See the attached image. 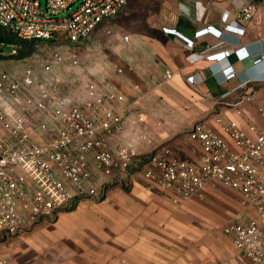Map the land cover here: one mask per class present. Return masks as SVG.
Masks as SVG:
<instances>
[{
  "label": "crops",
  "instance_id": "crops-1",
  "mask_svg": "<svg viewBox=\"0 0 264 264\" xmlns=\"http://www.w3.org/2000/svg\"><path fill=\"white\" fill-rule=\"evenodd\" d=\"M247 4L255 7L249 20L241 14ZM227 23L244 27V33L227 30ZM157 24L156 34H131L126 52L134 56H126L119 73L95 78L127 100L118 104L124 131L106 139L112 150L126 144L148 155L170 146L182 158L196 160L202 155L201 144L190 136L196 123L233 148L224 122L235 121L249 134L252 126L264 130V59L255 63V57L236 52L264 54V0H159ZM207 26L222 35H196ZM226 50L231 51L227 58L210 57ZM227 64L237 73L230 79L221 72ZM145 86L152 87L150 95ZM97 174L99 182L105 179ZM204 194L185 200L134 174L97 200L78 199L55 221L6 238L0 254L8 264H256L223 231L229 221L244 220L242 195L216 185Z\"/></svg>",
  "mask_w": 264,
  "mask_h": 264
},
{
  "label": "built area",
  "instance_id": "built-area-1",
  "mask_svg": "<svg viewBox=\"0 0 264 264\" xmlns=\"http://www.w3.org/2000/svg\"><path fill=\"white\" fill-rule=\"evenodd\" d=\"M129 1L0 0V25L21 39L78 48L103 22L119 15ZM254 9L253 4L245 5L242 18L251 19ZM228 15H224L225 21ZM225 28L242 34L245 30L230 23ZM222 32L207 26L196 35L219 37ZM188 43L193 44L192 40ZM0 49L1 54L9 55L0 62L17 53L14 44L0 43ZM236 52L242 58L255 57V63L264 59L263 53L250 55L243 48ZM230 54L226 50L210 57L221 60ZM63 63L61 53L53 51L41 62L43 75L36 74L29 64L23 78L0 64V244L31 232L37 224L55 221L76 200L95 201L108 187L140 173L185 200L203 197L205 189L213 185L239 192L244 220L226 223L224 234L252 262L264 264V130L252 126L249 134L235 121L224 122L223 130L233 140V148L223 136L196 123L190 132L202 147L196 160L182 158L170 146L148 155H140L126 144L112 150L106 139L125 129L118 104L126 103V96L112 90L108 82L92 79L84 102L71 99L63 93L61 80L50 79L54 64ZM72 63L77 64V58H72ZM221 72L227 79L237 74L229 64ZM188 80L193 82L194 77ZM137 121L144 122V118L138 116ZM97 171L104 180L98 181ZM0 264H8L1 254Z\"/></svg>",
  "mask_w": 264,
  "mask_h": 264
},
{
  "label": "rangeland",
  "instance_id": "rangeland-1",
  "mask_svg": "<svg viewBox=\"0 0 264 264\" xmlns=\"http://www.w3.org/2000/svg\"><path fill=\"white\" fill-rule=\"evenodd\" d=\"M158 3L159 0H132L123 13L103 22L78 48L54 41L34 42L25 52H21L23 54L20 53L22 60L10 57L0 62L1 67L23 78L27 66L32 64L36 74L43 75L42 60L46 61L57 50L64 57L65 63L61 66L54 64L50 70V79L61 80L66 96L84 101L90 80L104 79L115 71L119 73L126 56H134L126 52L131 44L132 33L156 34ZM72 58H77L78 63H72ZM143 91L147 95L153 92L150 86H145Z\"/></svg>",
  "mask_w": 264,
  "mask_h": 264
},
{
  "label": "trees",
  "instance_id": "trees-1",
  "mask_svg": "<svg viewBox=\"0 0 264 264\" xmlns=\"http://www.w3.org/2000/svg\"><path fill=\"white\" fill-rule=\"evenodd\" d=\"M34 42H39V40H25L19 38L14 32H12L9 28L0 25V43L5 44H14L17 47V53L14 55L15 58L21 59L20 55L23 54L21 52H25L29 46H31ZM2 49H0V58L8 57L1 54ZM21 53V54H20Z\"/></svg>",
  "mask_w": 264,
  "mask_h": 264
}]
</instances>
